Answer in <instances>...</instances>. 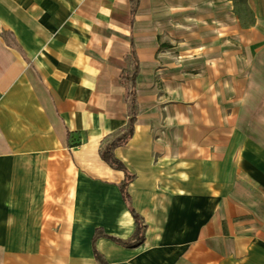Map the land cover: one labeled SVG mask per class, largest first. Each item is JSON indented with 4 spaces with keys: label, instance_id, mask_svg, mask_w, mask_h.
Instances as JSON below:
<instances>
[{
    "label": "crops",
    "instance_id": "crops-1",
    "mask_svg": "<svg viewBox=\"0 0 264 264\" xmlns=\"http://www.w3.org/2000/svg\"><path fill=\"white\" fill-rule=\"evenodd\" d=\"M197 1L139 0L131 24L129 0H0V31L24 52L0 36V264H100L94 249L108 264H264V0H245L244 29L257 31L252 87L222 62L232 90L220 88L219 102L208 84L205 119L191 117L183 134L177 87L159 66L170 53L166 19ZM208 1H221L211 15L230 25L225 0ZM130 40L137 115L113 154L135 175L128 191L143 239L98 237L93 247L98 227L134 239L123 173L99 154L127 126L119 73ZM245 93L253 118L231 120L225 97Z\"/></svg>",
    "mask_w": 264,
    "mask_h": 264
},
{
    "label": "rangeland",
    "instance_id": "rangeland-1",
    "mask_svg": "<svg viewBox=\"0 0 264 264\" xmlns=\"http://www.w3.org/2000/svg\"><path fill=\"white\" fill-rule=\"evenodd\" d=\"M197 4L195 8L187 7L178 10L176 14L171 15V18L166 19L167 26L165 28L167 32L163 35V39L172 52H164L165 64L159 66L165 72L164 79L167 87H177L178 94L175 97L176 101L182 104L183 134L189 126V121L192 118L195 120L196 115L199 119H205V107L201 104L206 103L205 88L208 84L209 87H212L214 83L215 89H218L215 98L217 97L219 102L223 98L220 94V88L232 90L229 77L221 79L220 71L224 66L222 62H225L227 67L225 75H231L235 70L244 75L246 93L253 85V53L256 48L252 46L250 41H257V31L244 29L252 21V15L245 0L224 1V8L227 7L230 11V25L227 18L222 21L219 15V17L211 15L213 10L217 9V5L222 6L221 1H215L212 4L208 0H198ZM180 24H187L188 26L181 27ZM237 55L240 56L239 59ZM228 58L234 59L235 64ZM207 63L210 65L209 77L211 76V68L214 67L216 70L214 81L211 78L207 79ZM235 98L233 96L225 97L231 108L230 119H237L238 116L239 119H252L253 97L246 94L240 99V102ZM167 101L168 99L166 104ZM237 102L245 106L243 112L233 111L236 109ZM192 106L195 107L196 111ZM170 122L167 120L168 124ZM167 123L166 125H168Z\"/></svg>",
    "mask_w": 264,
    "mask_h": 264
},
{
    "label": "trees",
    "instance_id": "trees-1",
    "mask_svg": "<svg viewBox=\"0 0 264 264\" xmlns=\"http://www.w3.org/2000/svg\"><path fill=\"white\" fill-rule=\"evenodd\" d=\"M130 2V23L132 24L134 15L137 9V5L139 0H129ZM0 36L3 38L5 43L10 47H15L21 51L24 55L23 49L15 37L14 33L11 30H2L0 31ZM140 65L139 58L137 52L134 48L132 40H130V51L127 57V66L121 68L119 73V82L124 88V99L128 106V120L127 126L125 130L116 137H113L103 148L100 149L99 154L101 158L107 162L110 166L120 170L123 173V182L120 184V192L123 200L125 201L131 215L134 219L135 230H134V239L130 240H122L120 238H116L108 235L102 228H96L92 235V245L94 247L95 240L98 237H106L115 243L121 244L123 246H134L141 242L143 239V225L141 222L140 215L135 211V209L131 206L130 194L128 191V185L131 180L135 177L133 173H131L123 162L115 157L113 154V148L119 145H123L129 141L133 134V124L136 120L137 115V93H136V80L139 74ZM94 257L100 264H108L105 260L104 256L97 252L94 249Z\"/></svg>",
    "mask_w": 264,
    "mask_h": 264
},
{
    "label": "bare ground",
    "instance_id": "bare-ground-1",
    "mask_svg": "<svg viewBox=\"0 0 264 264\" xmlns=\"http://www.w3.org/2000/svg\"><path fill=\"white\" fill-rule=\"evenodd\" d=\"M181 26H182V27H187V25H184V24H183V25H181ZM168 52H172V50H170V49H169V50H168ZM168 117H169V118H171V116H170V115H169ZM163 136H164L163 138H164V139H166V134H163ZM176 137H179V135H178V134H176Z\"/></svg>",
    "mask_w": 264,
    "mask_h": 264
}]
</instances>
